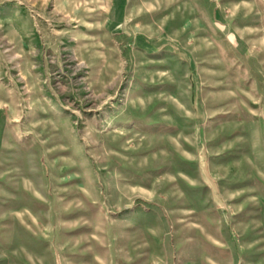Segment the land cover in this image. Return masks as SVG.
<instances>
[{
    "label": "rangeland",
    "instance_id": "rangeland-1",
    "mask_svg": "<svg viewBox=\"0 0 264 264\" xmlns=\"http://www.w3.org/2000/svg\"><path fill=\"white\" fill-rule=\"evenodd\" d=\"M0 264H264V0H0Z\"/></svg>",
    "mask_w": 264,
    "mask_h": 264
}]
</instances>
